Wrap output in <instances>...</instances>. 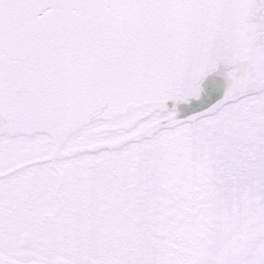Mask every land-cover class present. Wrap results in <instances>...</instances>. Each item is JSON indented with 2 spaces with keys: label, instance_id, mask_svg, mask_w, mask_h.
<instances>
[{
  "label": "snow or ice",
  "instance_id": "1",
  "mask_svg": "<svg viewBox=\"0 0 264 264\" xmlns=\"http://www.w3.org/2000/svg\"><path fill=\"white\" fill-rule=\"evenodd\" d=\"M0 264H264V0H0Z\"/></svg>",
  "mask_w": 264,
  "mask_h": 264
}]
</instances>
